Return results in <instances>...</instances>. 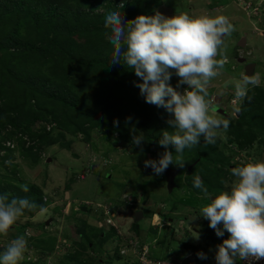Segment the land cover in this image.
<instances>
[{
    "label": "rangeland",
    "instance_id": "obj_1",
    "mask_svg": "<svg viewBox=\"0 0 264 264\" xmlns=\"http://www.w3.org/2000/svg\"><path fill=\"white\" fill-rule=\"evenodd\" d=\"M52 2L54 0L49 1V3ZM87 6L103 11L102 7L92 5L91 1L90 4L87 3ZM245 8L243 0H162L155 10L166 16L188 12L191 15L223 14L229 17L235 31L226 38L228 63L221 74L211 81L209 92L212 100L217 94L222 97L220 106H225L230 117L218 111L216 114L233 120L237 117H235L233 105L228 103V96L231 99L235 98L234 87L230 81L245 74V67L251 62L256 63L255 73L264 77V15L258 10L256 14L250 16L247 12H250L252 8L249 7L247 11ZM260 8L264 10V3L260 5ZM21 30L26 33L31 32V29L24 25ZM244 37L247 42L245 53L247 50H252V52L244 55L245 60L240 62L237 57L238 44ZM48 64L46 62L44 67L49 69ZM25 72V68H22L19 74L23 77ZM0 79V84L1 82L4 84V89L13 86L14 79L10 74L5 75L0 70ZM177 82L178 77L173 73L169 83L176 87ZM262 82L264 83V79ZM262 86L264 87V84ZM185 87L186 85H181L178 90L183 91ZM16 88L11 87L10 94L7 96L4 94L9 98H0L2 105L11 107L19 105L13 103L16 100L14 95H18L17 101L21 99L19 87L16 86ZM98 113L103 114L101 110ZM70 117L71 115H67L62 117V120H68ZM103 117L105 120L104 114ZM50 122L54 123L52 129L46 126H33L37 130L35 138L40 139L42 134H45L50 139L57 138L53 140V143L41 145L40 139L33 146L34 149L26 150L20 144L21 139H24L19 138L24 137L26 146H30L33 144L31 136L16 132V136L13 135L2 141L0 156H6L7 159L0 158V183L14 184L15 188L20 189L17 192L18 197H26V192L21 189L20 185L27 184L28 188L36 185L45 194L48 206L44 208L45 211H36L34 215L25 212L11 227L14 229L15 237L0 235V252L12 240L24 235L28 240V247L24 259L19 264L26 262L76 264V261L81 258L90 264L96 259H101V264H131L133 262L149 264L140 259L143 257L149 260L145 254L146 251L151 254V257L167 263L181 264L182 261V264H190L185 259L188 249L184 246V243H190L202 244L200 250H207L210 253L208 264H216V247L203 246L207 242L202 238L201 229L206 219L196 216L201 205L208 201L202 200L199 195L197 196L190 190L188 183L190 179L183 175L185 170L179 173L176 178L177 187L170 192L163 174L156 175L144 167L146 159L157 160L153 151L143 150L141 153L139 148L121 139L120 135L106 131L100 123L90 129V138H87L83 132H73L75 123L72 119L64 123L65 128L60 126L56 120L52 119ZM11 129V125H6L1 129L3 132H0V136L12 132ZM60 132L64 133V136L59 137ZM9 139L13 140V145H8L7 140ZM216 143L223 149L227 143H230L228 130L222 132L221 138ZM253 146L251 149L240 152L233 145L229 146L227 152L232 150L236 154L232 161L238 166L248 160L264 159V132ZM8 148L13 150L10 152L13 156H8ZM183 156L186 168V161L190 160L191 154L184 151ZM9 161L11 163H7ZM195 163L192 164L195 165ZM236 165L233 166L236 167ZM172 166L177 165L172 164ZM13 171L17 177L15 174L12 175ZM197 171L206 173L203 164L198 165L193 172ZM80 174H84V178H80ZM227 179L224 184L225 190L230 189L233 179L230 173ZM100 204L102 207H99ZM105 204L118 213L115 218L118 228L115 231L112 229L114 227L101 225L108 216L103 212ZM142 208L147 211L144 217L136 222L139 230L137 232L133 228L135 221L132 214ZM149 209L153 211V215ZM156 211L158 213L162 211L159 213L161 218L155 215ZM170 218L173 220L171 224H167ZM47 220L50 222L44 224ZM104 223L106 224L105 220ZM20 225H25L23 232L19 229ZM101 228H104L110 235L109 239L103 240L102 253H97L88 244L86 249L79 251L80 248L76 243L82 240L80 232L91 235V240L95 242L99 239ZM118 230L122 234L119 235ZM195 232L199 233L198 240L192 237L196 234ZM129 241H132L131 245ZM95 245L97 246L98 243ZM117 253L122 256L121 259L108 258V255L112 258ZM73 254H76L75 257L70 256ZM194 264H200V262Z\"/></svg>",
    "mask_w": 264,
    "mask_h": 264
},
{
    "label": "trees",
    "instance_id": "obj_2",
    "mask_svg": "<svg viewBox=\"0 0 264 264\" xmlns=\"http://www.w3.org/2000/svg\"><path fill=\"white\" fill-rule=\"evenodd\" d=\"M49 1L0 0V70L5 75H11L14 79L11 87L18 86L21 92L20 101H17L18 95H14L16 100L13 103L19 104L18 106L2 105L0 102V132H3L1 129L6 125L12 126V132L0 136V150L3 139L16 136L15 132L31 136L33 144L30 146H26L22 137L19 138L22 148L26 150L34 149L33 146L40 139L41 145L53 143L57 138L50 139L45 134H42L40 139L35 138L37 131L33 126L35 122L40 119H53L65 128L64 123L72 119L75 123L73 132H83L87 138H90L89 131L97 123L111 134L120 135L121 139L128 143H132L134 130L146 139L142 146L143 150L153 151L159 159L165 149L158 141L162 131L169 127L167 119L170 114L162 107L146 103L137 86L142 82L141 78L135 75L134 70L127 68L123 62L110 63L114 49L109 41L111 30L104 27L105 16L117 10L121 0H54L52 3ZM90 1L92 5L102 7L103 11L88 7L87 3L90 4ZM161 2L162 0H125L120 11L125 19H132L139 14L150 15ZM23 25L31 29V32H23L21 30ZM28 60L31 62H27ZM46 62L49 63V69L44 67ZM22 68L26 70L23 77L19 74ZM11 87L4 89L1 82L0 98H9L5 95L10 94ZM248 95L252 99L251 101L245 99L243 102L242 115L234 120L230 119L228 129L230 143H227L224 149L217 143L204 144L203 138L199 145L185 149V152L191 154L186 165L196 162L192 170H188L187 178L190 179L188 182L190 190L197 196H201V193L199 189L193 187L195 176L199 175L202 178L213 195L224 191L227 175L230 169L235 167L233 165L237 164L232 161L236 154L232 150L227 152L229 146H236L240 152L246 151L254 147L255 141L264 132V87L261 85L251 88ZM99 110L106 116L105 120L103 114L98 113ZM67 115L71 117L62 120V117ZM62 136L64 133L60 132L59 137ZM169 150L175 151L171 146ZM11 151L13 150L8 148V156H13L10 154ZM2 157L6 156H0L3 160ZM201 164L206 173L204 171L194 173L196 167ZM14 174L13 171L12 175ZM19 190L14 184L0 183V194H8L10 198L18 197ZM25 196L38 205L37 209L29 212L31 215L40 210L39 206L42 205L43 208L48 206L45 194L36 185H31ZM142 209L145 215L147 209ZM149 211L153 215V211L150 209ZM133 228L139 231L136 222H133ZM19 229L23 232L25 225H20ZM13 231V228L9 230L10 237L16 236ZM201 232L206 244L212 245L222 243L228 236L225 232L223 237H218L215 230L209 227L207 219L203 222ZM79 235L82 237V240L76 243L79 251L86 249L88 244L100 254L103 240L110 238L104 228H101L99 239L95 242L86 232H80ZM184 246L188 251L194 252H199L202 247L190 243H184ZM108 258L121 259L122 256L117 253L112 258L108 255ZM76 262L90 264L82 258ZM91 264H101V259H96ZM235 264L241 263L236 261Z\"/></svg>",
    "mask_w": 264,
    "mask_h": 264
},
{
    "label": "clouds",
    "instance_id": "obj_3",
    "mask_svg": "<svg viewBox=\"0 0 264 264\" xmlns=\"http://www.w3.org/2000/svg\"><path fill=\"white\" fill-rule=\"evenodd\" d=\"M250 1L264 15V10L260 8L264 0ZM124 3L125 0H121L118 9L105 16L104 27L111 30L109 41L114 49L110 63L123 62L127 68L134 70L135 75L141 78L142 82L137 86L146 103L162 107L170 114L167 119L169 127L162 131L158 141L165 151L158 160L144 161L145 168L161 175L169 165L184 167L186 148L199 145L201 138L204 144L215 145L222 132L229 129L230 119L216 114V96L213 102L209 85L228 63L226 38L232 35L235 27L223 14L191 15L179 12L166 16L157 10L151 15L139 14L125 19L120 11ZM238 48L244 50V55L252 52L247 50L245 53V47ZM237 57L244 58L238 54ZM173 73L178 77L176 87L169 83ZM263 79L254 70L253 74H242L230 81L236 99L230 105H233L235 115L241 111L245 99L251 101L249 90L264 84ZM181 85H186L183 91L178 90ZM145 140L142 134L133 130L132 144L139 147L141 153ZM169 146L175 151L169 150ZM230 175L233 178L230 189L215 195L209 192L199 175L193 178V187L200 190V198L208 201L201 205L196 216L207 219L209 227L215 230L218 237L228 233L227 238L216 247V264H235L238 259L262 260L264 159L248 160L232 167ZM79 177L82 178L81 174ZM20 187L24 192L29 191L27 184ZM37 207L36 202L27 197L10 198L8 194H0V235L7 236L10 228L26 211H34ZM39 207L42 212L45 211L42 205ZM195 233L192 237L198 240L199 233ZM27 247L26 237L18 236L0 252V264H19ZM197 257L208 258L203 251L198 252Z\"/></svg>",
    "mask_w": 264,
    "mask_h": 264
},
{
    "label": "built area",
    "instance_id": "obj_4",
    "mask_svg": "<svg viewBox=\"0 0 264 264\" xmlns=\"http://www.w3.org/2000/svg\"><path fill=\"white\" fill-rule=\"evenodd\" d=\"M244 4H245V7H246V9L248 10L249 9V7L250 8H252L251 10H250V12H248V13H250V15H252V14H256V11H258V7L257 6H253V4H252V1H250V0H247V2H244ZM255 7V8H254ZM254 9V10H253ZM238 51H239V53H238V56H240V57H242V56H244V50L242 49V48H239L238 49ZM230 92H231V90H230ZM234 94V93H233ZM229 97V96H228ZM214 98L215 97H213V102H214ZM229 100H230V103L231 104H234V102H236V99L234 98V99H231V97H229ZM38 121H40L39 123H38ZM37 122H35V124H34V126L35 125H37L38 127H44V126H46V127H48L49 129H52V126L54 125V123L53 122H50V120H48V119H40V120H38ZM11 128V127H10ZM20 134H22V133H20ZM21 137V136H20ZM25 141H26V139L24 138V137H22ZM13 140L11 139H9V140H7V142L9 143L8 145H13V142H12ZM85 175L84 174H81V177L83 178ZM99 207H102L101 206V204H100V206ZM104 214L105 215H108L107 216V218H105L104 220L106 221V224L104 223V220L102 221V223H101V225H103V226H106V227H108V225L109 226H112V227H114L115 229H117L118 228V226H117V224H116V222H115V216L117 215V212L113 209V208H110L108 205H104ZM118 233H119V235L120 234H122L121 232H120V230H118L117 231ZM131 243H132V241H129V245H131ZM200 251H203V250H200ZM199 251V252H200ZM204 252V251H203ZM197 253L198 252H194L193 250H190V251H187V253L185 254V259L186 260H188V258L190 257V256H197ZM204 253H206V255H207V259H199L198 257H197V261L196 262H200V264H208V259H209V255L207 254V252L205 251ZM146 256H148V259L149 260H147V258H143V257H140V259L141 260H143L144 261V263H149V264H151V263H154V264H171V263H167V262H165V261H161V260H159V259H155L154 257H151V254H149L147 251H146ZM139 258V257H138ZM148 261V262H147ZM236 261H238V262H240L241 264H264V259H262V260H259V261H257V260H251V261H245V260H236ZM195 263V262H194ZM194 263H190V264H194ZM181 264H182V261H181Z\"/></svg>",
    "mask_w": 264,
    "mask_h": 264
},
{
    "label": "water",
    "instance_id": "obj_5",
    "mask_svg": "<svg viewBox=\"0 0 264 264\" xmlns=\"http://www.w3.org/2000/svg\"><path fill=\"white\" fill-rule=\"evenodd\" d=\"M246 44H247L246 38L244 37V38H241L238 45L241 47H245ZM244 60H245V58H239L240 62H243ZM255 66H256V63H254V62L248 63L245 67V74H249V75L253 74L254 70H255ZM221 101H222V97L219 94H217L216 98H215L216 108L218 109L217 111L222 113V114L228 115L226 109L224 107L220 106ZM241 113H242V109L239 113H236V116L239 117L241 115ZM192 166H193V164L191 166H189V169H191ZM147 170L153 171L151 168H147ZM180 170H181L180 167H173L172 165H169L167 170L163 173V175L166 177L167 187H168V190L170 192H172L174 190V188L177 187L176 176L180 173ZM67 194H68V191H67ZM155 215L159 217V213L158 214L156 213ZM132 216H133L135 222H139L144 217V211L142 209L134 211ZM49 222H50V220H47L46 224H48ZM188 261L190 263L196 262L197 256H190L188 258Z\"/></svg>",
    "mask_w": 264,
    "mask_h": 264
},
{
    "label": "flooded vegetation",
    "instance_id": "obj_6",
    "mask_svg": "<svg viewBox=\"0 0 264 264\" xmlns=\"http://www.w3.org/2000/svg\"><path fill=\"white\" fill-rule=\"evenodd\" d=\"M229 100V99H228ZM230 101V100H229ZM228 101V103L230 104V102ZM223 107H225V106H223ZM228 116V118L230 117L229 116V114L227 115ZM235 117H237V116H235ZM240 117V116H239ZM158 160V159H157ZM194 163V162H193ZM192 164V163H191ZM191 164H188V165H186V168L185 167H180L181 168V170H180V172H182L183 170H185V172L183 171V175H185L184 177L186 178L187 176H188V170L190 171V170H192V168H193V166L191 167V169H189V166H191ZM174 167H179L178 165L177 166H174ZM179 175V174H178ZM177 175V176H178ZM164 176V175H163ZM177 176H176V178H177ZM165 177V176H164ZM165 181H166V177H165ZM166 183H167V181H166ZM160 210V209H159ZM159 213H162V211L161 212H159Z\"/></svg>",
    "mask_w": 264,
    "mask_h": 264
},
{
    "label": "crops",
    "instance_id": "obj_7",
    "mask_svg": "<svg viewBox=\"0 0 264 264\" xmlns=\"http://www.w3.org/2000/svg\"><path fill=\"white\" fill-rule=\"evenodd\" d=\"M156 213H158L157 211H156ZM156 219V217H155V215H154V220ZM173 219L172 218H170L169 219V221H172ZM200 231V230H199ZM198 231V232H199ZM201 244V243H200ZM202 245V244H201ZM203 246H213V247H217V245H212V244H204ZM204 252L206 251L207 252V254L210 256V253L207 251V250H203ZM170 253H173V252H170Z\"/></svg>",
    "mask_w": 264,
    "mask_h": 264
}]
</instances>
